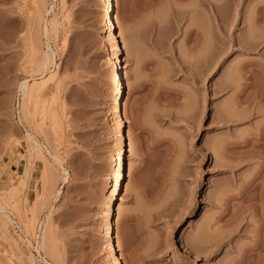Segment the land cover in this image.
Instances as JSON below:
<instances>
[{
  "label": "rangeland",
  "instance_id": "obj_1",
  "mask_svg": "<svg viewBox=\"0 0 264 264\" xmlns=\"http://www.w3.org/2000/svg\"><path fill=\"white\" fill-rule=\"evenodd\" d=\"M102 6L0 0V264H46L45 223L56 264H117L104 237L120 148ZM114 15L119 264H264L251 248L264 240V0H114ZM23 79L40 84L24 116Z\"/></svg>",
  "mask_w": 264,
  "mask_h": 264
},
{
  "label": "bare ground",
  "instance_id": "obj_2",
  "mask_svg": "<svg viewBox=\"0 0 264 264\" xmlns=\"http://www.w3.org/2000/svg\"><path fill=\"white\" fill-rule=\"evenodd\" d=\"M102 1H103V6H102L103 30L107 35L110 34L111 37L113 38V42L111 45V56H110L109 67H110V76L114 80V97H113V104H112V112L114 113L115 116L118 117V123H117V128H116V139L118 142V146L120 148L118 154L114 157L113 163H112L114 166V169H115V174H114L115 176H114V179H113L112 184H111V186H112L111 194L107 199L106 215H107L108 221H107L106 229L104 232V237L110 243L109 255L111 257H114V260L116 261V263L119 264V260L117 257V247L115 246L114 213H115V202H116L117 196L120 194V190H121V182H122L123 178L125 177V156H126V151H127V140H126V134H125V121H124L123 117L121 116L122 115V100H123V78H122L121 72L119 70V65L121 64V55H120L121 43H120V40L117 37V34L115 32L116 21H115V15H114V0H102ZM45 29H46V27H44V31L47 30V29L46 30ZM47 47H48V45H47ZM43 54L45 57H47L46 53H43ZM45 60H48V58ZM43 79H45V76H41V78L39 79V83H40V81H43ZM35 81L29 82L28 79H23L22 81H19V83H16L17 84L16 85L17 93L19 95V100H18V105L20 108L19 111H21V114L23 116L29 111L28 110L29 101L31 102V99L33 100V97L34 98L36 97V96H34V94H35L34 91H36V94H37V88L39 87L40 84H37V82H35ZM247 85L250 86V84H248V83L246 84V86ZM258 91H257V93H258ZM259 96H260V91H259ZM262 98L264 99V93H262V96L260 97V99H262ZM27 115H28V113H27ZM261 131H262V129H261ZM259 132H260V130H259ZM260 133H259V136L257 138V140L259 142L257 141L258 143L255 145V147H258V146L262 147L264 144V139H263L264 134H262L263 132L261 134ZM26 136L28 139L32 140L34 143V145H32V149H39L40 148L37 140L33 137L32 133L27 132ZM254 142H256V141H254ZM250 143H252V142L250 141ZM252 145L254 147L253 143H252ZM260 151L261 150L255 151V153L259 154ZM52 156H53L54 160L58 159L56 155H52ZM67 174H68L67 171L63 168L62 169V176H61L63 183L67 181V178H68ZM28 175H29V168L27 167L23 171V175H22L23 179L20 182V184L24 183V180L28 177ZM121 176H122V178H121ZM60 190L61 189H58L56 191L55 195H58L61 192ZM5 208H6V206L3 203H0V211H4ZM1 216H2V218L0 217L1 218L0 220H7L8 221L10 219L9 216L5 213H2ZM262 218H263V213H262V217L260 219H262ZM27 221H28V219H27ZM45 222H47V221H45ZM262 223H263V221H262ZM1 224H5V222L4 223L2 222ZM30 224L28 223L29 226H30ZM48 225L49 224L46 225V223H45V225L43 227H41L40 239H39V243H38V247H37L36 251L38 252V257H39L38 260H40L41 262L46 263V264H56L55 263L56 260L54 262V260L52 258L53 261H51L48 258H46L45 254H42V253H46L49 251L47 249V246L48 247L50 246V244H49V241H50L49 233L50 232L48 230L49 227H47ZM263 225H264V223H263ZM260 226H262V224ZM259 230H261V228L258 229V231ZM257 233H256V235H257ZM260 234L261 233H259L258 235L260 236ZM256 237L254 239H256ZM261 239L259 238V239L252 241V242H254V244L251 245L252 250L254 249L255 252L257 250L259 252H261L259 254H262L264 252V240L262 239L263 240L262 241ZM46 249L48 251H46ZM252 250H250V252L252 253L251 255H253V252H254ZM258 251H257V253H258ZM240 253H243V252H240ZM257 253H256V255H257ZM49 254H50V251H49ZM248 256H250V255H248ZM31 257H32V255H31ZM32 260L34 261V258H32ZM31 263H32V261H31ZM32 264H34V263H32Z\"/></svg>",
  "mask_w": 264,
  "mask_h": 264
}]
</instances>
